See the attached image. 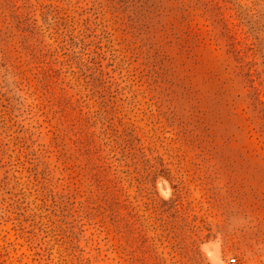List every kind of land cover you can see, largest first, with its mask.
I'll return each instance as SVG.
<instances>
[{
	"label": "rangeland",
	"instance_id": "rangeland-1",
	"mask_svg": "<svg viewBox=\"0 0 264 264\" xmlns=\"http://www.w3.org/2000/svg\"><path fill=\"white\" fill-rule=\"evenodd\" d=\"M0 264H264V0H0Z\"/></svg>",
	"mask_w": 264,
	"mask_h": 264
},
{
	"label": "built area",
	"instance_id": "built-area-1",
	"mask_svg": "<svg viewBox=\"0 0 264 264\" xmlns=\"http://www.w3.org/2000/svg\"><path fill=\"white\" fill-rule=\"evenodd\" d=\"M230 261L234 263L236 261V259L235 258H231Z\"/></svg>",
	"mask_w": 264,
	"mask_h": 264
}]
</instances>
